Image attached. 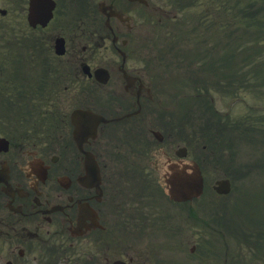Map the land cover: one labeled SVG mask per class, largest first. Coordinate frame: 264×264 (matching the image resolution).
<instances>
[{"label":"flooded vegetation","instance_id":"1","mask_svg":"<svg viewBox=\"0 0 264 264\" xmlns=\"http://www.w3.org/2000/svg\"><path fill=\"white\" fill-rule=\"evenodd\" d=\"M47 1L0 0V264H241L223 221L199 230L203 251L193 243L192 202L164 184L192 133L175 114V69L152 49L163 21L186 42L190 14ZM77 109L95 114L80 130Z\"/></svg>","mask_w":264,"mask_h":264},{"label":"rangeland","instance_id":"2","mask_svg":"<svg viewBox=\"0 0 264 264\" xmlns=\"http://www.w3.org/2000/svg\"><path fill=\"white\" fill-rule=\"evenodd\" d=\"M230 4L236 7V12L233 10V18L240 40L236 42L238 48H233L235 44V41L231 39L233 32L226 36V50L229 56L225 58L224 63L227 69L225 68L224 72L223 67L216 63L213 64L223 73L219 77V83L216 82L217 78L211 82V84H215V88L226 89L227 94L211 92L214 102L209 98L203 100L201 97L193 101L194 96L190 104L192 113H190L188 121L192 126L189 131L193 134L190 140L193 141V146L190 142V146L193 147V157L196 162L203 165L206 184H208L205 197H214L216 201L215 196L217 195L212 188L214 182L223 177L232 178V192L228 201L231 202V216L226 225L230 235L240 239L241 228L249 230L258 228L259 219L262 220L259 228L264 230V0H227L226 5ZM233 7L227 8L232 10ZM229 14L232 15V11ZM167 52L169 51L167 50ZM178 63L170 60L169 63L162 64V66L177 69L180 76L184 73V68L178 66ZM194 65L198 66L197 63ZM229 67L231 68L230 72H227ZM174 72L178 75V72ZM239 72L240 74H238ZM229 74L232 76L227 77ZM220 79L224 81H220ZM225 84H230L231 87H224ZM207 101L213 102L214 111L216 110L220 115L222 113L227 115L224 117L226 122H230L234 117L235 121L238 120L244 126L246 125L244 129L242 127L238 129L224 128L216 133V139H208L210 142L217 143V152H212L209 149L204 151L203 145L206 139L200 135L203 130L201 129V120L198 119L202 116ZM231 106L233 108H229ZM184 114L185 109L178 105L177 116H184ZM217 120L218 116H213V121ZM254 124L261 134H254L251 131L250 127ZM238 202L241 203V208L239 205L237 207ZM203 203L208 204L204 206V209H201L200 206L204 205ZM192 205L200 219L195 222V229H204L206 223L211 224L207 228H216L213 217L217 208L211 207L209 200H195ZM234 214H239L240 217L237 222L233 223ZM202 237L204 235L200 236V238ZM195 239L197 240L198 236H195ZM246 250L247 253L249 252L248 264H264V260L259 261L260 258L253 257L255 251L249 250V248ZM261 253L264 255V248ZM244 259L245 252L242 251L241 261ZM195 261H200V259L194 260V263Z\"/></svg>","mask_w":264,"mask_h":264},{"label":"water","instance_id":"3","mask_svg":"<svg viewBox=\"0 0 264 264\" xmlns=\"http://www.w3.org/2000/svg\"><path fill=\"white\" fill-rule=\"evenodd\" d=\"M80 117L81 116L78 113L75 114V122L79 126L81 125V121H78ZM172 171L173 174L168 180V183L170 185V194L174 198H177L178 200H185L187 198L199 196L202 193L203 180L196 165L193 166V172L191 174L186 172V167L181 170L179 167L177 168V166H174ZM224 189L225 191L223 192L227 193L228 190H226V188Z\"/></svg>","mask_w":264,"mask_h":264}]
</instances>
